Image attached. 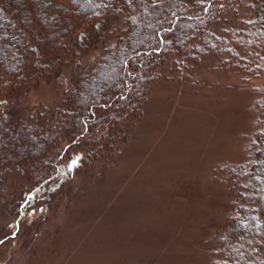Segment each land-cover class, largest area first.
Wrapping results in <instances>:
<instances>
[{
    "label": "trees",
    "instance_id": "16d2710c",
    "mask_svg": "<svg viewBox=\"0 0 264 264\" xmlns=\"http://www.w3.org/2000/svg\"><path fill=\"white\" fill-rule=\"evenodd\" d=\"M245 1L234 20L241 0H0V108L64 67L73 80L55 105L0 116V171L23 172L32 196L114 166L163 71L186 82L208 60L243 84L264 77V0ZM254 96L243 161L218 169L228 220L216 264H264V90ZM19 137L25 153H3Z\"/></svg>",
    "mask_w": 264,
    "mask_h": 264
},
{
    "label": "rangeland",
    "instance_id": "374dc122",
    "mask_svg": "<svg viewBox=\"0 0 264 264\" xmlns=\"http://www.w3.org/2000/svg\"><path fill=\"white\" fill-rule=\"evenodd\" d=\"M210 66L197 63L186 82L162 72L114 166L32 196L23 172L0 171V264H216L218 228L228 220L218 169L243 161L264 77L243 84ZM69 70L12 99L0 116L14 121L55 105L73 82ZM24 139H4L3 153H25Z\"/></svg>",
    "mask_w": 264,
    "mask_h": 264
}]
</instances>
